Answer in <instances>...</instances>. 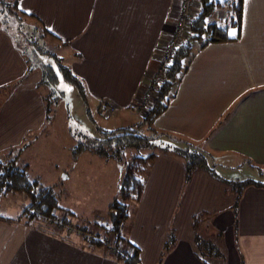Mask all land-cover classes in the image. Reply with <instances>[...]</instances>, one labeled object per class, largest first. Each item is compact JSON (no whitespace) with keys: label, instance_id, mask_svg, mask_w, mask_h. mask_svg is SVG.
I'll return each instance as SVG.
<instances>
[{"label":"crops","instance_id":"0c3cea01","mask_svg":"<svg viewBox=\"0 0 264 264\" xmlns=\"http://www.w3.org/2000/svg\"><path fill=\"white\" fill-rule=\"evenodd\" d=\"M17 2L21 11L41 17L50 29L56 24L58 37L74 43L81 57L73 71L88 93L103 98V106L142 111L145 117L140 101L174 32L180 0ZM241 6L240 30H230L235 41L201 49L194 43L187 71L155 128L264 168V0H242ZM55 11L53 21L49 15ZM21 54L0 25V86L14 83L0 112V151L41 128L46 113L38 90L42 78L28 73ZM148 171L133 226L123 224V239L116 241L97 221L83 228L48 221L69 228L61 230L0 219V264H264V187L248 186L237 194L228 180L207 171L188 176L183 159L168 153L159 154ZM198 215H206L203 227ZM90 223L99 231L88 228ZM169 236L174 241L163 251ZM202 242L214 246L204 258Z\"/></svg>","mask_w":264,"mask_h":264},{"label":"rangeland","instance_id":"374dc122","mask_svg":"<svg viewBox=\"0 0 264 264\" xmlns=\"http://www.w3.org/2000/svg\"><path fill=\"white\" fill-rule=\"evenodd\" d=\"M219 13L220 18L225 17L223 11ZM35 17L33 20L27 18L20 21L15 15L16 23L10 28L0 18V25L3 33L19 46L28 73L42 78L39 80L38 90L46 106L43 126L25 133L20 140L12 142L5 148L9 149L7 152L0 151V158L6 159L9 153H12V157L18 156L20 163L29 165L33 178H39L45 185L54 186L60 204L75 213V217L70 218L71 223L69 222L72 226L78 224L83 228L88 221L107 223L111 215L110 207L119 197L125 171L132 159L136 156L163 154L165 151L161 146L162 143L172 145L176 142L164 135L161 136L163 142L156 140L147 145L125 146L120 151H117V147L112 142L109 144L104 142L103 132L128 126H137L148 136H154L156 133L146 122L144 123L145 117L143 118L142 111L134 114V109H114L115 111L110 113L104 108L103 103L99 102L103 98L99 100L87 92L83 80L84 95L75 84L69 82L63 68L70 69L77 76L73 71V65L80 59L81 53L73 46V42H66L58 37L56 24L50 29L44 19ZM49 19L56 21V11L50 13ZM43 72L46 74L50 72L51 77L54 78L52 82L43 80ZM51 77L49 76V79ZM13 85L14 83L11 82L0 86V112L11 97ZM143 109L146 111L147 105ZM130 111L132 114L128 115ZM206 151L210 154L211 167L215 174L207 172L218 180L225 182L229 181L230 177L231 180L242 181L260 177V168L252 167L250 159L239 160L230 152ZM149 166L143 174L145 181L149 175ZM233 183L230 181L227 185L234 191L237 184ZM27 202L26 197L18 193L2 196L0 216L7 220H25L21 214ZM138 203L136 201L129 203L130 216L126 221L125 229L132 228ZM59 214L63 215L62 212ZM205 216L195 217L202 227L205 224L203 223ZM31 223L49 229H69L59 223L48 221ZM93 223H90L88 228L97 231ZM207 236L202 231L201 239H206ZM167 241L163 251H166L174 240L169 236Z\"/></svg>","mask_w":264,"mask_h":264},{"label":"trees","instance_id":"16d2710c","mask_svg":"<svg viewBox=\"0 0 264 264\" xmlns=\"http://www.w3.org/2000/svg\"><path fill=\"white\" fill-rule=\"evenodd\" d=\"M197 1L200 3L201 9L189 22L187 35L174 52L172 61L164 70V81L158 84L154 99L147 106L144 123L146 122L156 134L148 136L137 126H128L103 132L105 135L103 141L107 142V144L112 142L117 147V151L122 150L125 146H141L150 144L156 140L162 141L161 136L166 135V138L176 143L172 145L170 143H162L161 146L165 151L164 153L173 154L183 159L188 176H191L198 169L215 174L211 167L209 152L190 141L175 139L171 134L158 132L155 128V122L168 109L172 98L175 97L176 87L180 84L181 78L189 66L186 65V59L193 56L194 43H201V49L208 43L235 41L236 39L230 35V30L236 27L239 31L242 18V0H235L236 2L229 0L232 1L231 5L228 3V0H224V2H221V0ZM219 11L225 13L224 19H218ZM15 15L20 21L27 18L31 20L36 18L21 11L17 0H0V18L8 24L9 28L16 23ZM63 69L66 79L75 84L84 95L85 90L82 80L73 74L70 69H66L65 67ZM42 76L43 80L50 82L54 79L51 77L50 72L48 74L43 72ZM49 76L51 77L50 79ZM105 108L107 109V107ZM183 145L185 147H181ZM11 155L12 153H9L6 159L0 158V198L11 193L25 196L28 202L23 206L21 215L27 223L49 220L58 221V219L69 223L70 218L75 217V213L60 204L55 187L45 185L39 178H33L29 165L20 163L18 156L12 157ZM157 157L158 154L136 156L128 164L121 183L119 197L114 200L110 207V219L107 223L100 224L101 228L115 235L116 241L123 239L122 227L130 216L129 203L140 201L145 188L143 174ZM257 167L261 170L259 173L260 177L242 181L238 179L236 181L229 180L227 183L233 181V184H237V188L234 187L237 192L234 191L237 194L242 193L248 186L264 187V169L259 166ZM60 212L63 213L62 218L59 214ZM0 219L6 220L2 216H0ZM203 245L204 247L200 246L201 252L199 255L201 258L206 257L207 253L214 250V246L211 243L204 242Z\"/></svg>","mask_w":264,"mask_h":264},{"label":"built area","instance_id":"2783aa9c","mask_svg":"<svg viewBox=\"0 0 264 264\" xmlns=\"http://www.w3.org/2000/svg\"><path fill=\"white\" fill-rule=\"evenodd\" d=\"M201 5L197 0H180V11L176 20L175 29L163 46L159 59V68L155 71L150 84L146 87L140 101V109L149 106L154 99L158 84L164 81V70L172 61L176 49L181 45L187 35L189 22L199 13ZM107 110L114 112V106L105 104Z\"/></svg>","mask_w":264,"mask_h":264},{"label":"snow or ice","instance_id":"6c2138e0","mask_svg":"<svg viewBox=\"0 0 264 264\" xmlns=\"http://www.w3.org/2000/svg\"><path fill=\"white\" fill-rule=\"evenodd\" d=\"M221 2H224V0H221ZM232 35H235V32L231 33Z\"/></svg>","mask_w":264,"mask_h":264}]
</instances>
